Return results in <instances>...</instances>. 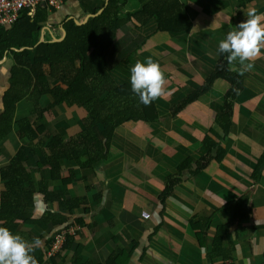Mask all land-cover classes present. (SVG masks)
Listing matches in <instances>:
<instances>
[{"label":"crops","instance_id":"crops-1","mask_svg":"<svg viewBox=\"0 0 264 264\" xmlns=\"http://www.w3.org/2000/svg\"><path fill=\"white\" fill-rule=\"evenodd\" d=\"M180 1L186 4L192 22L187 30L157 31L155 18L140 26L134 20L118 30L105 52L106 70L119 85L130 86V68L147 57L160 63L168 81L166 96L155 101L160 119L119 125L106 161L85 169L62 158L61 179L53 180L48 166L37 168V163H45L40 149L17 135L18 120L27 118L44 125L51 136L60 134L67 141L82 129L86 112L78 106L61 104L44 110L39 117L31 112L33 102L21 99L16 103L12 130L6 136L0 135V168L9 163L18 149H24L27 154L24 164L36 189L33 206L26 209L30 217L18 222L17 234L29 242L37 240L36 247L45 254L46 245L56 234L75 226V234L66 237L72 239L70 248L64 250L62 246L51 258L55 259L53 264H72L78 248L81 264H105L120 250H134L127 264L264 262V50L255 60V67L241 75L242 87L233 102L230 130L222 141L225 154L220 162L208 153L202 140L210 127L219 130L214 119L223 109L229 83L215 79L209 90L174 113L213 72L219 58V41L247 19L245 12L249 8L264 13V0H245L242 6L238 0ZM106 2L63 0L59 9H48L46 21L31 41L29 56L37 43L59 41L65 36L63 21L72 18L77 24L84 23L92 14L89 10L101 9ZM142 6L140 0H128L121 15ZM13 63L11 56L0 59V112ZM74 63L79 65L78 60ZM229 67L239 74L238 62ZM48 82L53 86L56 79L48 76ZM50 101L49 96L43 95L40 105L46 107ZM94 131L103 137L100 124L94 126ZM204 157L212 159L199 163ZM259 157L263 161L254 181L251 173ZM187 160L193 162V169L203 164L204 167L195 176L189 171L180 174L181 183L174 193L161 201L167 179L178 175L179 167ZM70 170L74 171L73 179L64 184L62 179L69 176ZM40 182L50 192L65 191L62 200L85 197L87 204L74 209L68 223L41 229L37 221L45 211L65 215L68 211L59 208L57 202H45L39 193ZM3 189L0 177V191ZM240 197H245L241 209L245 218L230 221L226 208L235 209L230 204ZM75 218L81 219L84 227L78 226ZM201 218L210 219L204 249L199 247L197 230L192 226V222ZM225 224L228 230L220 246L214 248L216 229Z\"/></svg>","mask_w":264,"mask_h":264},{"label":"trees","instance_id":"trees-1","mask_svg":"<svg viewBox=\"0 0 264 264\" xmlns=\"http://www.w3.org/2000/svg\"><path fill=\"white\" fill-rule=\"evenodd\" d=\"M127 1L109 0L100 14L88 17L81 24L75 23L72 18L63 21L65 36L59 41L45 40L37 43L31 57L29 46L35 32L40 30L42 23L47 19L48 9L46 7L38 6L33 14H30L29 10H24L13 25L8 28L0 27V59L4 56H11L14 61L10 69L8 88L2 95L1 136H6L12 130L16 103L21 99L32 101L34 108L31 112L39 117L42 116L44 110L61 104L78 106L86 112L81 121L82 129L67 141L60 134L51 136L45 132L44 125L30 122L27 118H21L17 122V135L20 138H27L31 146L36 144L43 153L45 163H37V168L48 166L53 180L61 179L62 158L85 169L106 161L115 129L124 122L160 119L155 101L151 106L145 107L132 93L129 85H119L114 82L106 70L105 52L113 43L118 30L128 22L135 20L139 24L137 26H140L155 18L156 30L167 32L185 31L192 22L186 4L180 0H151L148 2L140 0L143 3L140 9L121 15ZM238 1L241 6L245 3V0ZM99 10L100 8H94L89 12L96 14ZM76 60L79 62L78 66L74 63ZM44 65L48 67L44 69ZM48 76L55 78L56 84L50 86ZM217 78L226 80L230 86L224 94L223 109L214 119L219 130L217 131L213 126L210 127L202 142L208 153L212 154L213 159L220 162L225 154L222 141L230 130L233 102L242 87V76L230 70L226 55L219 54L213 72L198 89L175 108L174 113L198 98L199 94L209 90ZM43 95L51 99L46 107L40 105ZM98 124L102 126L103 137H99L94 131V126ZM212 157H204L199 163L208 161ZM26 161L25 150L18 149L9 163L0 168V177L4 185V189L0 191V222L14 234H17L18 222L30 217L26 209L33 206V196L36 193L31 175L24 164ZM262 161L263 157H259L252 170L251 180H256L259 173L258 166ZM192 163L191 160L185 161L179 167V174L167 179L166 187L160 195L161 201L164 202L174 193V188L181 183V175L184 171H189L195 176L200 171L199 168L204 167L203 164L193 169ZM73 176L74 171L70 170L69 176L62 179V182L69 184ZM39 193L43 195L45 202H57L59 208L68 211L67 215L45 211L37 221L41 229H46L48 225L59 226L68 223L74 209L87 204L85 197L62 200L61 197L65 191L50 192L42 182L39 184ZM244 204L245 197H240L237 202L230 204L235 205V209L227 206L226 213L230 221L245 218V213L243 217L241 214ZM84 211L87 212V209ZM74 221L78 226L84 227L81 219L75 218ZM192 226L197 230L196 237L199 247L204 249V238L210 227V219L201 218L196 223L192 222ZM227 230L228 224L216 229L214 248L220 246ZM33 241L37 242L35 239L30 242ZM71 241V237H68L63 245L64 250L70 248ZM52 244L53 241L46 245L45 253L49 251ZM80 252L81 248H78L72 264H81L78 260ZM133 252L134 250L131 252L117 251L108 258L105 264H127ZM33 255L39 264L55 262V259L44 262L45 254L37 247Z\"/></svg>","mask_w":264,"mask_h":264},{"label":"clouds","instance_id":"clouds-1","mask_svg":"<svg viewBox=\"0 0 264 264\" xmlns=\"http://www.w3.org/2000/svg\"><path fill=\"white\" fill-rule=\"evenodd\" d=\"M245 16L247 19L218 43V53L226 55L229 66L239 63L240 75L255 67V60L264 50V13L249 8ZM167 83L160 63L151 57L137 60L130 68L131 91L145 107L166 96ZM36 243L14 234L8 227L0 226V264H37L33 255Z\"/></svg>","mask_w":264,"mask_h":264},{"label":"built area","instance_id":"built-area-1","mask_svg":"<svg viewBox=\"0 0 264 264\" xmlns=\"http://www.w3.org/2000/svg\"><path fill=\"white\" fill-rule=\"evenodd\" d=\"M62 4L63 0H0V27L8 28L13 25L24 10H29L30 14H33L38 6L46 7L47 9H59ZM74 234L75 226L60 231L54 237L53 244L49 249L50 253L47 254L54 257L61 250L67 235ZM222 264L232 263L227 260L223 261Z\"/></svg>","mask_w":264,"mask_h":264},{"label":"rangeland","instance_id":"rangeland-1","mask_svg":"<svg viewBox=\"0 0 264 264\" xmlns=\"http://www.w3.org/2000/svg\"><path fill=\"white\" fill-rule=\"evenodd\" d=\"M34 140H36V139H34ZM71 219V218H70ZM72 222H73V220H71ZM71 222V223H72ZM48 254L50 253V251L49 252H47ZM47 253H45V257L43 258V261L44 262H46V261H49L51 258H53V257H51V256H49Z\"/></svg>","mask_w":264,"mask_h":264},{"label":"water","instance_id":"water-1","mask_svg":"<svg viewBox=\"0 0 264 264\" xmlns=\"http://www.w3.org/2000/svg\"><path fill=\"white\" fill-rule=\"evenodd\" d=\"M108 2H109V0H107L106 4H107ZM103 10H104V7L101 8L96 14L88 15V17H91V16H93V15H98V14H100ZM57 40H59V39H57ZM55 41H56V40H55Z\"/></svg>","mask_w":264,"mask_h":264}]
</instances>
